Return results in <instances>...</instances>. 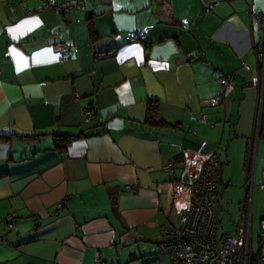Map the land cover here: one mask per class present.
I'll list each match as a JSON object with an SVG mask.
<instances>
[{"label":"crops","instance_id":"1","mask_svg":"<svg viewBox=\"0 0 264 264\" xmlns=\"http://www.w3.org/2000/svg\"><path fill=\"white\" fill-rule=\"evenodd\" d=\"M83 3L58 12L45 0H0V135L8 136L0 139V264H97L96 253L120 264L152 254L144 250L177 225L187 185L216 150L223 191L234 184L224 191L234 226L221 229L232 233L244 188L253 182L254 195L264 168V114L249 150L264 0ZM141 30L144 40L126 39ZM58 43L66 49L55 50ZM221 73H233L224 98ZM149 99L169 126L144 122ZM87 106L93 116L83 123ZM80 132L85 137L55 149L54 133ZM253 217L252 198L251 226Z\"/></svg>","mask_w":264,"mask_h":264},{"label":"built area","instance_id":"2","mask_svg":"<svg viewBox=\"0 0 264 264\" xmlns=\"http://www.w3.org/2000/svg\"><path fill=\"white\" fill-rule=\"evenodd\" d=\"M213 3L208 4V9L213 7ZM45 6H51L58 12H66L70 6L77 9L84 8L83 0H70L56 2V0H45ZM144 31H131L126 35V39L144 40ZM66 44L58 43L54 49L61 51L66 49ZM246 70L250 66L243 62ZM222 87V98L224 94L233 89V73H221L218 77ZM254 83L258 87V98L256 113L254 118V132L249 150L253 153L259 134V126L264 102V61L263 77L254 78ZM74 97L78 99V95ZM211 104H219V98L210 99ZM92 111L85 107L81 117L84 122H89ZM200 120H204L202 117ZM250 152V154H251ZM170 163H165L162 169L169 171ZM260 186L264 189V168L261 172ZM188 206L182 210L175 226L165 227L161 231V239L157 246L161 252L167 254L171 264H264V217L260 220L259 243L257 252L252 250V198L254 183L244 188V198L240 204L239 216L230 234L221 232V209L218 205V196L222 187V163L218 151L206 158L200 168L197 177L188 185ZM132 190V189H131ZM66 198L56 204L58 211L64 210ZM15 213H11L5 218V224L11 227L15 221ZM97 264L100 262L97 253Z\"/></svg>","mask_w":264,"mask_h":264},{"label":"rangeland","instance_id":"3","mask_svg":"<svg viewBox=\"0 0 264 264\" xmlns=\"http://www.w3.org/2000/svg\"><path fill=\"white\" fill-rule=\"evenodd\" d=\"M262 105L264 106V102L262 103ZM262 114H264V110L262 112ZM261 114V115H262ZM222 176H223V170H222ZM234 186V184H232ZM227 186L224 191L228 188H234L233 186ZM225 185H222L221 187V202H222V215L223 218L221 220V229L223 232H227V231H231L232 227L234 226L231 218L234 219L236 218V211H235V206L233 205L234 202H229L226 198V194L224 196V188ZM253 202H254V217L252 220V233H253V245H252V249L254 250V252H256L257 250V233L260 229V221H259V217L263 215L264 212V190L259 188V186L257 185L255 193L253 195ZM150 250V252L152 251V254L146 255V256H136V259H133L131 261L130 258L128 259V261L121 262L120 264H138V262H145L144 264H164L168 262V256L167 254L161 252V250L159 249V247H155V248H147L145 253H150L148 252ZM143 254V253H142ZM129 256V254H128ZM130 257V256H129Z\"/></svg>","mask_w":264,"mask_h":264},{"label":"trees","instance_id":"4","mask_svg":"<svg viewBox=\"0 0 264 264\" xmlns=\"http://www.w3.org/2000/svg\"><path fill=\"white\" fill-rule=\"evenodd\" d=\"M89 32L91 35L90 40H91V42H93V40L95 38H97V35H96V33H94V30L91 26L89 27ZM78 97H79V95H78ZM145 107H146L145 108L146 114H145V118H144L145 123L149 124L151 127H166V126L170 125L169 123H167L166 121H164L163 119H161L159 117V113H158L159 102L157 100H155V99L147 100ZM87 108H89L92 111V116H93V110H92L91 106H87ZM82 112H83V108L81 111V115H82ZM92 116H91V118H92ZM81 119H82L83 123H87V122H84L82 117H81ZM82 137H85V134L83 132H80L78 134L54 133L52 135L54 147L56 150H59V151L65 149V147H67V145L70 144L71 142H73L79 138H82ZM1 138H8V136L7 135H0V139ZM176 161H179V159L175 160L173 163L170 162L171 168L176 163ZM220 161H221V159H220ZM115 215L118 216L117 213ZM258 243H259V239H258ZM253 264H255V263H253Z\"/></svg>","mask_w":264,"mask_h":264},{"label":"water","instance_id":"5","mask_svg":"<svg viewBox=\"0 0 264 264\" xmlns=\"http://www.w3.org/2000/svg\"><path fill=\"white\" fill-rule=\"evenodd\" d=\"M260 45H263V46H264V39H262V40L260 41ZM263 51H264V48H263Z\"/></svg>","mask_w":264,"mask_h":264},{"label":"bare ground","instance_id":"6","mask_svg":"<svg viewBox=\"0 0 264 264\" xmlns=\"http://www.w3.org/2000/svg\"><path fill=\"white\" fill-rule=\"evenodd\" d=\"M260 57H262V60L264 61V54L262 56L260 55Z\"/></svg>","mask_w":264,"mask_h":264}]
</instances>
